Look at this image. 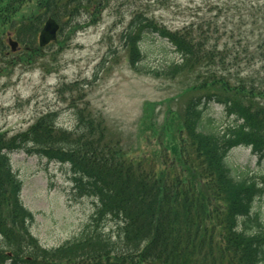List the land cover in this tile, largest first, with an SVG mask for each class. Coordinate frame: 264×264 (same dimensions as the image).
Returning <instances> with one entry per match:
<instances>
[{
  "label": "trees",
  "instance_id": "1",
  "mask_svg": "<svg viewBox=\"0 0 264 264\" xmlns=\"http://www.w3.org/2000/svg\"><path fill=\"white\" fill-rule=\"evenodd\" d=\"M24 1L0 0V34L5 33L4 26L13 25ZM73 1L36 0L37 12L24 24L18 23L14 35L35 41L45 19L58 21L59 15L71 14ZM136 18L125 32L133 48L131 61L136 63L142 56L146 33L156 34L179 57L170 65L180 73L193 72L196 88L204 92L185 108L186 139L175 152L184 166L182 172L166 176L169 162L164 157L161 165L148 167L143 158L127 159L103 141L102 123L86 117L85 111L76 113L79 134L75 137L56 129L52 114L8 143L0 136V235L4 238L0 248L13 250L11 254L0 250V264H55L28 229L33 217L22 204V183L10 161L11 154L23 150L47 164L69 163L75 200L92 201L81 239L58 250L78 255L68 256L65 264H264V224L254 211L264 183L236 177L227 161L239 146L250 148L259 163L264 161V16L258 45L226 43L223 49L218 42L211 46L207 32L200 28L197 34L189 28L170 33L147 18ZM259 62L262 73L252 69ZM212 102L224 106L226 127L220 129L216 120L205 116L203 104ZM160 166L165 169L159 170ZM217 218L222 231L214 244L216 228L208 226ZM9 221L18 227V239H13ZM22 244L32 255H19Z\"/></svg>",
  "mask_w": 264,
  "mask_h": 264
},
{
  "label": "rangeland",
  "instance_id": "2",
  "mask_svg": "<svg viewBox=\"0 0 264 264\" xmlns=\"http://www.w3.org/2000/svg\"><path fill=\"white\" fill-rule=\"evenodd\" d=\"M36 4V0L24 1L13 16V25L4 26L5 33L0 34V136L4 143L49 114L56 129L75 137L79 134L76 113L85 111L86 117L102 123L103 141L121 150L127 159L143 158L148 167L161 165L160 157H164L169 162V178L184 168L175 152L186 139L182 129L185 108L204 92L196 88L193 72L180 73L170 65L179 57L156 34L146 33L142 56L133 63V48L125 38L130 23L136 17L147 18L170 33L189 28L197 34L200 28L207 32L211 46L218 42L221 49L226 43L256 46L262 39L258 29L264 0H74L69 5L71 14L62 12L60 20L57 18L61 26L57 41L40 48L43 25L35 41L14 35L18 23L24 24L37 12ZM9 39L18 43L14 52ZM252 69L263 70L260 62ZM204 105L207 118L216 120L220 129L227 126L223 105ZM10 161L22 183V204L33 217L28 229L41 249L51 254L55 264H65L68 256L77 258L58 250L81 239L93 204L88 199L76 201L72 195L71 165L47 164L26 150L11 154ZM227 161L236 177L253 179L261 186L264 183V161L259 163L250 148L232 149ZM164 167L158 168L163 171ZM254 208L264 224V194ZM218 224L220 218L208 226L216 228L214 244L222 231ZM8 226H12L13 239H18V227L12 222ZM3 242L0 235V245ZM18 253L23 258L32 255L25 244Z\"/></svg>",
  "mask_w": 264,
  "mask_h": 264
},
{
  "label": "water",
  "instance_id": "3",
  "mask_svg": "<svg viewBox=\"0 0 264 264\" xmlns=\"http://www.w3.org/2000/svg\"><path fill=\"white\" fill-rule=\"evenodd\" d=\"M58 31V23L52 18L48 19L39 35L40 47H45L51 42L55 41L57 39ZM9 44L11 45L12 50L15 51L17 47V42H14L10 39Z\"/></svg>",
  "mask_w": 264,
  "mask_h": 264
}]
</instances>
